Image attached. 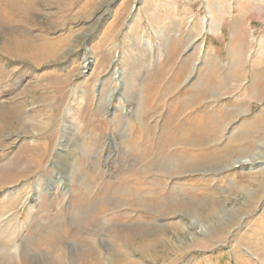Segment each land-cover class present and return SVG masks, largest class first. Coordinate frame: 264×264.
<instances>
[{"label":"rangeland","instance_id":"rangeland-1","mask_svg":"<svg viewBox=\"0 0 264 264\" xmlns=\"http://www.w3.org/2000/svg\"><path fill=\"white\" fill-rule=\"evenodd\" d=\"M4 4L12 263L264 264V0Z\"/></svg>","mask_w":264,"mask_h":264},{"label":"bare ground","instance_id":"bare-ground-1","mask_svg":"<svg viewBox=\"0 0 264 264\" xmlns=\"http://www.w3.org/2000/svg\"><path fill=\"white\" fill-rule=\"evenodd\" d=\"M6 0H0V8L2 6H4V2ZM1 10V9H0ZM206 120L207 119H203V118H200L198 117V119L195 121L194 119V123H190V124H193L192 127H194V131L196 133H198L199 131H201L204 127H206L207 125L205 124L206 123ZM192 122V121H191ZM191 130V129H190ZM45 149V147L43 148V150ZM40 154V153H39ZM37 154V155H39ZM36 155V156H37ZM40 157V155H39ZM42 158V157H41ZM40 163V159L37 157L35 158L34 160L32 159H29V158H26L25 159V162L24 164H27V166H30L31 164L37 166L38 164ZM26 166V165H25ZM21 172H25V170L21 171ZM4 237V235H2L0 237V264H13L12 262L16 260V258L14 257V253L12 252L13 249L12 247L10 248L9 247V244L7 243V241H3L2 238ZM8 237V236H7ZM8 239V238H7ZM6 240V239H4Z\"/></svg>","mask_w":264,"mask_h":264}]
</instances>
